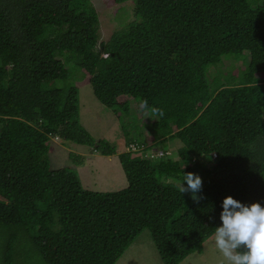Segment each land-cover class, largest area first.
I'll return each mask as SVG.
<instances>
[{
  "label": "trees",
  "instance_id": "1",
  "mask_svg": "<svg viewBox=\"0 0 264 264\" xmlns=\"http://www.w3.org/2000/svg\"><path fill=\"white\" fill-rule=\"evenodd\" d=\"M110 1H132L133 18L103 42L91 0H0V264H116L145 230L162 264H180L213 238L225 197L264 206V0ZM69 65L138 151L83 128L78 88L56 86ZM55 138L117 154L126 188H83L75 154L52 169ZM188 172L198 203L177 187Z\"/></svg>",
  "mask_w": 264,
  "mask_h": 264
},
{
  "label": "rangeland",
  "instance_id": "2",
  "mask_svg": "<svg viewBox=\"0 0 264 264\" xmlns=\"http://www.w3.org/2000/svg\"><path fill=\"white\" fill-rule=\"evenodd\" d=\"M91 2L98 13L99 41H108L115 31L133 18L132 1L125 3L126 5L124 6L113 5L110 0H91ZM248 60L249 57L246 56V63ZM238 67V63L224 60L220 69L221 72L226 73ZM67 69H69L68 80L66 82L58 81L56 86L72 85L78 88L80 123L83 128L95 141H107L117 147L118 153L126 152L127 145L124 138H122L121 127L122 122L125 123V119L119 120L111 110L102 107L96 101L91 86L87 83V80H82V74L78 68L69 65ZM131 108L136 117H138V105L131 102ZM133 113L126 117V122L134 121ZM141 120V118L138 120L139 124L142 122ZM142 131L143 138L147 139L150 134L147 133L146 127H142ZM167 146L169 148L168 152L175 154L181 144L177 141H171L167 143ZM49 147L51 150L49 153L51 168L54 170L74 167L78 163L72 161L71 154L81 156L82 164L79 168L77 167V172L83 188L98 192H115L126 188L127 183H125L123 171L119 166L117 154L112 157H106V159H111L110 162L106 161L102 156L97 157L98 159L94 157L86 159L82 156H87L88 158L89 154H92V149L73 143L63 144L58 138L52 140ZM146 153L148 154V152ZM111 182L116 183L118 188L110 187ZM212 240L213 238L204 243L201 254L194 253L180 264H221L223 258L215 249ZM116 264H162L151 240L149 230L143 231L137 237Z\"/></svg>",
  "mask_w": 264,
  "mask_h": 264
},
{
  "label": "clouds",
  "instance_id": "3",
  "mask_svg": "<svg viewBox=\"0 0 264 264\" xmlns=\"http://www.w3.org/2000/svg\"><path fill=\"white\" fill-rule=\"evenodd\" d=\"M139 108L151 119L164 116L163 109L150 107L147 100H142ZM177 187L181 194H190L194 202L202 199L198 195L202 179L197 174L183 173L182 183ZM220 220L222 223L215 228L212 243L223 258L221 264H264V206L259 202L242 204L228 196L222 202Z\"/></svg>",
  "mask_w": 264,
  "mask_h": 264
},
{
  "label": "built area",
  "instance_id": "4",
  "mask_svg": "<svg viewBox=\"0 0 264 264\" xmlns=\"http://www.w3.org/2000/svg\"><path fill=\"white\" fill-rule=\"evenodd\" d=\"M139 149L137 148L136 144H129L127 147H126V152H136L138 151ZM150 152V153H149ZM169 153V152H168ZM148 155L150 157H159V156H163L164 154L162 152H160L159 150H157L156 148H151V150L148 151Z\"/></svg>",
  "mask_w": 264,
  "mask_h": 264
},
{
  "label": "crops",
  "instance_id": "5",
  "mask_svg": "<svg viewBox=\"0 0 264 264\" xmlns=\"http://www.w3.org/2000/svg\"><path fill=\"white\" fill-rule=\"evenodd\" d=\"M83 157H85L86 159H90L91 157H94V158H96V159H98L97 157H100V155H97V154H89V156H88V158H87V156H83ZM102 157H104V156H102ZM104 159H106V157H104ZM113 159V158H112ZM106 161H108V162H110L111 161V159H106ZM80 167V166H79ZM78 167V168H79ZM118 178V177H117ZM126 183V182H125ZM110 187H112V188H118V186L116 185V183L114 184L113 182H111V186Z\"/></svg>",
  "mask_w": 264,
  "mask_h": 264
}]
</instances>
